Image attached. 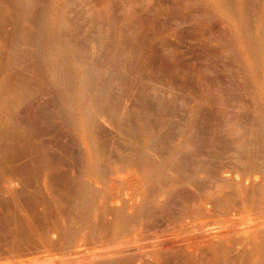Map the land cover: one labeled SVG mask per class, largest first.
I'll use <instances>...</instances> for the list:
<instances>
[{
  "label": "bare ground",
  "instance_id": "1",
  "mask_svg": "<svg viewBox=\"0 0 264 264\" xmlns=\"http://www.w3.org/2000/svg\"><path fill=\"white\" fill-rule=\"evenodd\" d=\"M89 1L91 2V0H88V2ZM213 1L218 11L222 12V14L227 18H233L237 23L240 40L239 42H241L243 49L242 59L250 69V71L252 70V72L248 71L252 73V75L249 74L250 76H248V78L242 80V77H240L242 83V92L240 93L247 94L251 98V101L255 102V105L251 107L252 109H246V103L245 105H243V101L241 100L242 98H240L241 96L238 95L239 92H235L236 88L231 81H223L224 78H222L223 80L219 79L221 77H219L216 81L214 79L210 80V78H207V76L205 77L203 75L206 70H202L205 68L203 66V68L201 69V65L199 64H202L204 60L202 63L195 62L199 66V72L197 73L196 77L193 76V78L191 76V79L193 78L192 80L188 78V73H190L188 72L189 70H187L188 73H186L187 77H185L183 80H180V78L177 79L180 76L182 77L180 73L184 69L183 68L180 70V68L178 67L180 73L177 71L175 75L179 73L178 75L180 76H177L176 80L174 78L175 76H172L173 79L171 78L172 74H170L169 76V78H171L173 82L170 80H165V82L161 81L163 83H159V81H157L156 79H150L151 77L149 78V81H147L148 79L146 78L145 84L142 85V88H140L141 93L145 95L147 94V99H145L144 105H142L143 107H141L142 110L140 111L141 113L143 112V114L139 118L142 124L140 135L141 140H139V142L136 140L138 142H135L136 144L133 142L134 144L132 147H130V144V146L126 148L127 151H124V153L121 154L117 150L119 148V141L115 143L114 141H111L112 143L109 144L111 146L108 147V145H106L105 143L99 142L97 140L98 135L96 134L97 127L106 124L111 125V123L112 126H116V128H118L119 131L122 132V122H120L119 115L120 113L123 114L125 112L127 113L128 111V107L124 106L123 103L121 106L117 105L118 103H114L111 99L112 97L109 96L108 93L110 91V88L108 89V87L110 83L105 82L109 78H107L106 76L107 79L104 81L105 83H99V85H95L93 87V94H91V96L89 97L85 96V91L83 92L84 94L81 92H76L74 108L78 110V112H75H77V114L79 115L77 118V122L79 123L76 124L79 125V130L81 129L82 131L81 133L82 136H84V145L88 148L90 154H87V156H84L83 158L81 157L80 159L72 157L61 159L57 158L56 156L53 158L45 155L38 156L36 159H33L31 162L36 166H40L42 168L41 171L39 170L40 173L37 174L38 176H36L38 178H41V181L47 182V184L44 182L45 184L43 183L42 187H37L36 191L33 194L34 196L30 195V197H34L35 200L32 204L30 202L29 204L25 201V199L22 198V194L24 192L23 189L25 188L24 185H26V181L24 178L25 174L23 175V173H19L20 171H18V173L11 172L10 168L8 171V168L5 171L3 168V170H0V201L4 203L3 219L2 222H0V264H173V260L176 259L174 256L175 254H178L177 259H180L182 264H228L230 261V256L232 254H234V258H239V264H264V75L260 74V70L262 68L264 69V4L261 8V17L263 19L257 20L258 22L253 28L254 32L250 33L248 29L249 27L247 28L248 24L246 26L243 10H238V15H236V13H233L231 6L229 5L230 3L228 4L227 2L229 0ZM127 2L129 1L126 0L124 4ZM87 3H83L84 5L86 4L85 6H83L86 7L84 8L85 12L83 13L86 16L87 14H89L90 16H88L94 20L96 19L95 13L97 12H95V10H93L91 6L87 8ZM158 3L162 2L159 1L157 2V4ZM176 5L177 4H175L174 7ZM185 5L188 4L186 3ZM103 6L104 5L102 4L101 7ZM172 7L173 6H171L170 8ZM160 8L162 7L160 6L157 9ZM176 8H178V5ZM176 8H174V11ZM126 11H128L127 8ZM161 11L164 12L165 10ZM184 11H187L185 13L186 15L189 14L187 9H185ZM176 12L178 11H175L174 13ZM102 13L104 14V12ZM246 13H248V11ZM167 14L170 15L171 13ZM177 14V17H181L179 13ZM185 14H182V16H185L182 17V19L184 20L185 18H187ZM172 15L170 16L172 17ZM132 16L134 17V14L131 16L129 15V18ZM170 16H168L169 20H171ZM175 16L176 15L174 14L173 17ZM103 17L101 18L104 20ZM56 18L58 19V17ZM98 18L99 17H97V19ZM179 20L181 21V19ZM192 20L194 21V19ZM161 22H164L163 19ZM175 22L176 21H174L173 23ZM179 22H177L178 24L176 23L177 26L179 24L180 26H182L183 22L182 25L181 22ZM189 22L191 23L192 21H190L189 19L187 23L189 24ZM205 22L207 23V21ZM58 23L59 25L64 23L63 15L59 17ZM157 23L158 22H156V25ZM167 23H169L168 20ZM170 23H172V21H170ZM158 24L160 25L161 23ZM158 27L159 26L155 28L157 29ZM151 28H154V26ZM176 29L175 32H179L181 30ZM183 29L180 31V33L183 31ZM155 32H158V30ZM174 34L177 36L176 33ZM195 35L193 34V36ZM216 36L214 37L213 35L205 34L202 37L204 40H202L203 43H201H205L206 46H203L201 44L202 46L200 47H205V49H207L206 52H204L206 53L205 55L209 58V60H212L211 57L212 55H214L213 51L210 49V46H212V44L214 43H217V41H221V37L219 36V38H217ZM193 38L195 37H192V39ZM196 38L195 40H199V36L197 39ZM22 39L24 40V38ZM176 39L178 38L176 37ZM171 41L168 42V44L172 43ZM57 42L58 41L55 40L56 44ZM142 42L146 43L145 41ZM160 43L162 45L161 41ZM223 43L227 42L224 41ZM174 47L178 48V46L176 45L173 46V48ZM59 48L61 49V47ZM156 48L160 49L161 47L159 48L158 46ZM166 49H168V47H166ZM228 49L231 50V48ZM233 49L234 48L232 47V50ZM125 51L123 52L125 53ZM163 51L164 50H162L161 52ZM166 51L168 50H165V52L163 53L165 54ZM234 51L237 50L234 49ZM108 53V57L106 55V60L109 61L110 67L112 68V72L110 71L111 77H109L111 78V81H116L120 73L116 72L114 70V67L117 65V63L118 66L122 67L123 61L126 58L124 57V55L122 56L119 53V58L115 59L117 55L115 56L114 52L108 51ZM151 53H153V51ZM153 54L151 56L148 53V56L150 55V57H153ZM156 54H158V52ZM202 55L204 56V54H201V56ZM236 55L238 54L236 53ZM145 56L147 57V59H149L147 55ZM166 56L168 57L167 53ZM133 57L134 56H132V58ZM167 57L164 56L162 58H166L167 61ZM182 57L184 60V56ZM208 58H206V61L204 62L205 64ZM180 60L183 61L182 58ZM147 62H145L146 65ZM168 62L170 63V61ZM187 62H182V65L183 63L184 65L186 63L189 64V61ZM214 62H216V60ZM177 63L173 64L176 66ZM207 64L209 66L210 63ZM91 65L87 63H82V66L80 65L81 68L79 69L78 74L81 79L82 86H84V84L88 80L87 73L91 74L89 73V71L93 73L97 72V70L99 71L98 68L100 67H97L98 65ZM154 65L152 64V66ZM166 65L169 72L171 69H174L170 67L172 65ZM58 66L59 65H57L56 67L58 68ZM168 66L170 67V69H168ZM120 67H118V69ZM229 67L231 68V66ZM165 70L164 72L160 70V74L165 73ZM62 72L64 73V71ZM66 72L67 71H65V74ZM157 74H159V72ZM162 74L159 76H162ZM199 74H202L203 77L199 78ZM98 75L100 76V74ZM66 76L67 75H64V77ZM107 82H110V80ZM187 82H189L188 85H186ZM3 87L5 86L0 85V113L4 112V108L6 106L5 104L8 102V94L4 93ZM80 87L81 86H79V90L82 91ZM72 96H75V94ZM142 97H144V95ZM206 103H209L207 104L208 106L211 104L213 108L212 113H209L206 110ZM257 104L261 106L257 108ZM242 105L245 108H243ZM165 111H167V113L172 116L178 115L181 111L187 114V123L185 122L186 130L184 131L187 132V135L185 136V139L183 138L184 142L179 143L178 141V144H182V147H185L187 149L189 148L190 154L181 156V154H179L178 148H164L166 147V145H164L165 142H163V139H165V137L162 138V141L160 140L158 142V138H155L156 140H154V134L150 132V129V131L147 129L148 127H145L144 120H146V114L149 115L148 113L155 112L158 113V115H162V113H165ZM3 118L4 117H2V119ZM182 118L184 119V117ZM211 119L213 120V123ZM198 120L202 121L201 126L199 124V126L196 124ZM6 121L7 120H5V122ZM159 123L164 124L166 122L160 121L158 122V124ZM110 125H108V127ZM167 126L168 125L166 124V127ZM163 127L164 125L159 126L160 130H158L161 131ZM178 128L179 127H177V129ZM247 134L256 135V140L254 138L253 139L255 140V143L258 144V149L255 150L254 154L251 153L252 155L248 154V152L245 151L244 148L246 145L245 137ZM181 135L183 134L181 133ZM168 137L169 136H167L166 138ZM213 143L219 145L218 149L220 150L218 152L217 150H215V148L209 149L208 152L206 151V154L201 151V149H203V146L209 148L211 147L210 144ZM251 143H249L248 146ZM164 149H167V151ZM111 150L114 151V153H111ZM180 151L182 150L180 149ZM219 152H221V154ZM250 152H253V148ZM11 162L8 163L11 164ZM28 164L30 163L28 162ZM5 165L6 164H4V167H6ZM11 165L13 166L15 164L13 163ZM56 175L66 176L64 178L66 183L62 180L59 181L60 183L56 182L54 180V177ZM27 180L29 179L27 178ZM33 186H36V183ZM177 187H185L186 189H188L187 192H189V199L191 200V204L189 205L188 202V208L182 211V214L181 212L179 213L181 215L177 216L178 219H176L177 222H175V225L169 227L170 230L172 229L171 232H168L167 235H162L158 231L162 236H157L158 233L148 230L156 223L152 220V216H150V209L152 207L153 201L155 200V198H157V196L166 197L168 193H172L173 189L175 188L176 193L178 191ZM185 193L186 192L184 191L183 195ZM23 195L25 197V194ZM163 202L166 201L163 200ZM157 207L153 206V208ZM151 229L154 228L152 227ZM167 229L168 228H166V230ZM149 232L153 234L155 233L156 236L155 234L154 236L151 235V233ZM198 256H200L199 260L197 259ZM248 258H252V260L250 259L249 261ZM231 260L233 262V258ZM235 260L236 259H234V261ZM236 263L238 264V262Z\"/></svg>",
  "mask_w": 264,
  "mask_h": 264
},
{
  "label": "rangeland",
  "instance_id": "2",
  "mask_svg": "<svg viewBox=\"0 0 264 264\" xmlns=\"http://www.w3.org/2000/svg\"><path fill=\"white\" fill-rule=\"evenodd\" d=\"M0 1H1L0 2V5H1L0 6V64H1L0 65V85L5 86V87H3L4 93H6L10 96L9 97L7 95V101L8 102L5 104L6 105L5 106L6 109L4 108L5 113L2 112L3 116H2V113H0V115H1L0 117L2 120V121L0 120L1 121L0 122V170L4 169V171H5L8 168L7 169V171H8L10 168L11 172H15V173L17 172L18 173V171H20L19 173H21V174L23 173V175L25 174L24 178L26 181L25 182L26 185H24L25 188L23 189V191L25 192V193L23 192V194H25V197L22 194V198L25 199V201L28 203L29 202L31 204L34 203L35 200H34V197H32V196H34L33 195L34 192L36 191L37 187H39V186L42 187L43 186L42 184L45 182V181H41V178L37 177L38 176L37 174L40 173L42 168L40 166H36L35 164H33L31 162L33 159H36L38 156H44V155L50 156L53 158L56 156L57 158H61V159H67L68 157L80 159L81 157L83 158L84 156H87V154L88 155L90 154V151H88V148L84 145V136H82V133H81L82 131H81V129L79 130L80 127H79V125H77L79 123V122H77L78 121L77 118L79 115L77 114L78 110H76V108H74L75 107L74 101L76 98V92L83 93L85 91V96L89 97V96H91V94H93V91H94L93 87L95 85H99V83L101 84V83H105V82L110 83V85L108 87V89L110 88V91L108 93L109 96L112 97L111 99L113 100L114 103H118L117 105L121 106L123 103L124 106L128 107V111H127V113L126 112L123 114L120 113V115H119L120 122H122L121 123L122 124L121 125L122 132H120L119 129L116 128V126H114V125H113L114 126V128H113L112 123H111V125L110 124L101 125V126L97 127V129H96V134L98 135L97 140L99 142L105 143L106 145H108V147L111 146V145H109L112 143L111 141H114V143L119 141L120 142V143L118 142L119 148L117 150L121 154H123L124 151H127L126 148L128 146H130V144H131L130 147H132L135 142H137V141L139 142V140H141L140 135H141V130H142L141 129L142 124H141L139 118L143 114V112L141 113L140 111L142 110L141 107H143L142 105H144L145 99H147V94L145 95V94L141 93L140 88H142V85L145 84L146 78L148 79L147 81H149V78L151 77L150 79H153V80L156 79L160 83L161 81L165 82V80L166 81H169V80L172 81V79H173L172 76H175L174 78L176 80L177 76L182 75V77L180 76L177 79L180 78V80H183L185 77H187L186 73L190 72V73H188V78H190V80H192L194 77H196L197 73L199 72V69H198L199 66L195 62L202 63L203 60L205 62L206 58H208L205 55L206 54L205 52L207 49H205V47L204 48L200 47L202 45L206 46L205 43L202 44L203 43L202 40H204L202 37L205 34L206 35L210 34V35H213L214 37L217 35L216 36L217 38H219V36H220L221 41H217V43H214V44H212V46H210V49L213 51V54H214L211 57L212 60H209V58H208L206 64L204 62H203L204 64L203 63L199 64V65H201V69L204 66L205 69H202V70H204V71L206 70L205 71L206 74L203 73V75L205 77L207 76V78H210V80L214 79L216 81V80H218L219 77H221L219 79L223 80L222 78H224L223 81H227V80L231 81L234 84V87L236 88L235 92L236 91L239 92L238 95L241 96L240 98H242L241 100L243 101L242 102L243 105H245V103H246V105H247V106L245 105L246 109L247 108L252 109L251 107H253L255 105V102H252L251 98L247 94L240 93V92H242V90H241L242 89L241 88V84H242L241 79L244 80L245 78H248V76L252 75V73H250V72H252V70L250 71V69L247 67V65L244 63V61L242 59L243 49H242L241 42H239L240 40H239L237 23L235 22V20L233 18L232 19L227 18L222 14V12L218 11V9L215 7L213 0H183V1L182 0H178V1L177 0L176 1H174V0H172V1L171 0H145V1L144 0H138V1L137 0L136 1L135 0H132V1L127 0L129 2H127L125 4H124V2H126V0L125 1H123V0H99V1L91 0V2L90 1L88 2V0L87 1L79 0V2H78V0H0ZM81 1H82V3H81ZM117 1H118V4H117ZM159 1L162 3L157 4V2H159ZM100 2H101V5H100ZM132 2L134 3V5ZM227 2H228V4L230 3L229 5L231 6V9H232L234 14L236 13V15H238V12L240 10L241 11L243 10V13L245 16V21H246V26L248 24L247 28L249 27L248 29H249L250 33L251 32L253 33L254 32L253 28H254L255 24L258 22L257 20L263 19L261 17V10H262L261 8H262V5L264 4L263 3L264 0H229ZM249 2H251V3H249ZM83 3H87V8L91 6L93 8V10H95V12L98 13L99 16L97 15V13H95L96 19H94V20L89 17L90 16L89 14H87V16H86L83 13V12H85L84 8H86L83 6H85L86 4L84 5ZM163 3H164V5H163ZM174 3L178 5L179 9L176 8L177 5L174 7V5H175ZM186 3L188 5H185ZM26 4H28V5H26ZM102 4L105 7L104 6L101 7ZM153 4H155V5H153ZM159 4L162 7L160 9L165 10L164 12L161 11L160 9H157L160 7ZM171 6L178 9V10L175 9V11H178V12L174 13L175 12L174 8L173 7L170 8ZM179 6H181V7H179ZM100 7L102 9L104 8L105 10L104 9L102 10ZM128 7H130V8H128ZM24 8H25V10H24ZM126 8L128 9V11H126ZM97 9L100 12H98ZM168 9H170V10H168ZM185 9L188 10L189 14H187V15L185 14L187 12V11H184ZM245 10H247L248 13H246L247 11H245ZM168 11H170V12H168ZM62 12H63V14H62ZM102 12H104V14ZM180 12L183 15L185 14L187 18L190 17L189 19H190V21H192L191 22L192 24L190 22H189V24L187 23L189 19L185 18V20H187V21L182 19V17H185V16H182V14ZM167 13H169V14L171 13L170 15L175 14L176 16L173 17V15H172V17H171ZM177 13H179L181 17H177V15H178ZM133 14H134V17L132 16L129 18V15L131 16ZM135 14H136V16H135ZM190 14H192V15H190ZM258 14H259V16H258ZM61 15L64 16V23L59 25L58 19ZM166 15L170 16L171 20H169V17ZM56 17H58V19ZM97 17H99L98 18L99 20L97 19ZM101 17H103L104 20ZM194 17H197V18H194ZM246 17H248V18H246ZM157 19H158V21H157ZM162 19L164 22H161ZM179 19H181V21ZM192 19H194V21ZM247 19H248V21H247ZM167 20L169 23H167ZM177 20H179L181 22V25L183 22V25H182L183 27L180 26V24L177 26V24H178L177 22H179ZM170 21H172V23H170ZM174 21H176V22L173 23ZM205 21H207V23ZM156 22L161 23V24L159 25L157 23V25H156ZM142 23H144V24H142ZM154 23H155V25H154ZM25 25H27V26H25ZM119 26H120V29H119ZM153 26H154V28H151ZM157 26H159V27L156 29L155 27H157ZM163 26H165L166 28ZM56 27H58V28H56ZM190 27H191V31H190ZM195 27H196V29H195ZM183 28L187 29L188 32H187V30H185ZM175 29L176 30H180V29L182 30L183 29V31L180 33V31H181L180 30L179 32L177 31L178 32L177 33V32H175ZM63 30H64V32H63ZM157 30H158V32H155ZM173 30H174V32H173ZM58 31H59V33H58ZM24 32H25V34H24ZM60 32H61V34H60ZM96 33H97V36H96ZM174 33H176L177 36ZM193 34L194 35L196 34L197 38L199 36V40L196 38V35L193 36ZM53 35H55V36H53ZM170 35H171V37H170ZM180 35H181V37H180ZM118 36H120V37H118ZM141 37H143V38H141ZM176 37L178 39H176ZM182 37H184V38H182ZM192 37H195L197 40H195V38L192 39ZM22 38H24V40ZM117 39H119V40H117ZM121 39H123V40H121ZM185 39L188 41H186ZM55 40L58 41L57 44L55 43ZM171 40H174L177 43L174 41H171ZM182 40H184V41H182ZM123 41H124V43H123ZM142 41H145L146 43H143ZM160 41L162 42L163 46L161 45ZM170 41L172 43L168 44V42H170ZM224 41L227 43H223ZM59 43H61V44H59ZM132 43H133V45H132ZM178 43H179V45H178ZM151 44H152V46H151ZM164 44H166V45H164ZM224 44H227V45H224ZM54 45H58V46H54ZM168 45H173V46L176 45V46H178V48L179 47L180 48L179 49L177 47L173 48V46H168ZM229 45H230V47H229ZM158 46H159V48L161 47L163 49L156 48ZM164 46L168 47V49H166V47H164ZM57 47L59 50L57 49ZM59 47H61V49ZM232 47L237 51H234V49L232 50ZM228 48H231V50H229ZM114 50H116V51H114ZM149 50L150 51L152 50L153 53H155V54L151 53L152 51L150 52ZM162 50H164L163 52H165V50H168V51H166L168 57L166 56V53L164 54L163 52H161ZM108 51L114 52L115 56L116 55L118 56V54L120 53L122 56L124 55V57L126 58L125 59L126 61L125 60H124L125 62L123 61L122 67L118 66V63L116 65L117 67L116 66L114 67V70L116 72L120 73L119 77H117V80H116V81L120 80L118 82H116L115 80L111 81V78H110L111 77L110 71L112 72V70H111L112 68L110 67L109 61L106 60V55L108 57V54H109ZM123 51H125V53L126 52L127 53L125 54ZM128 51H129V53H128ZM157 52L159 55L156 54ZM183 52H184V54H183ZM238 52H240V53H238ZM82 53H84V54H82ZM148 53L151 56H152V54L154 56L156 55L155 56L156 59L154 58V56L153 57H150V55L148 56ZM236 53L238 55H236ZM72 54H73V56H72ZM201 54H204L205 57L203 55L201 56ZM94 55H95V57H94ZM145 55H147L149 59H147V57ZM117 56L115 57V59L119 58V56L118 57ZM132 56H134V57L132 58ZM164 56L168 58L167 61H166V58H164V59L162 58ZM182 56H184V60H183ZM199 56L202 58H200ZM128 57H130L131 59ZM142 58H143V60H142ZM181 58L183 61L180 60ZM198 58H200V59H198ZM92 59H93V61H92ZM149 60L151 61V63ZM156 60H157V62H156ZM215 60H216V62H214ZM76 61H78V62H76ZM147 61H149V62H147ZM168 61H170V63ZM171 61H172V64L173 63L176 64L177 62L178 63L175 66L174 64L173 65L171 64ZM179 61H181V62H179ZM185 61L186 62L189 61V64H187L188 63L187 62L185 65H184V63L182 65V62H185ZM236 61H238V62H236ZM61 62H63V63H61ZM107 62H108V65H107ZM145 62H147V65ZM82 63H87L89 65L92 64L91 66H93V65L97 66L98 65L97 67H100V68L102 67L101 70H100V68H98L99 71L97 70V72L93 73V72L89 71V73H91V74L87 73L88 80L84 84V86L81 85V79H80L79 74H78L79 69L82 66ZM163 63H164V65H163ZM165 63L172 65L170 67L174 68V69L173 70L171 69L172 71L170 70V72H169V70H167V65ZM179 63L182 65V67ZM207 63H210L211 65L209 64V66H208ZM214 63H215V66H214ZM242 63H244V64H242ZM149 64L151 67L149 66ZM152 64L153 65L155 64V65L152 66ZM57 65H59L58 68H60V69H58L56 67ZM228 65L231 66V68ZM157 66L160 68H158ZM187 66H190V67H187ZM235 66H236V68H235ZM118 67H120L121 69L120 68L118 69ZM170 67L168 66V69H170ZM178 67L180 68V70L184 68L181 71V73L179 72L180 70ZM193 67H194V69H193ZM222 68H223V70H222ZM228 68H229V70H228ZM159 69L162 72H164V70L166 69L165 73H163V74L167 75V76H164L162 73H161L162 76H159V75H161L160 74L161 71ZM156 70H157V72H156ZM187 70H189V71L187 72ZM62 71H64V73ZM65 71H67L66 74H65ZM177 71L180 73V75H178L179 73L177 75H175V73H177ZM246 71H247V74H246ZM248 71H250V72H248ZM260 71H259L260 74L264 75V69L262 68ZM61 72H62V74H61ZM158 72H159V74H157ZM184 73H185V75H184ZM238 73L242 76H240ZM76 74H77V76H76ZM98 74H100V76ZM138 74H139V76H138ZM170 74H172L171 75L172 79L169 78ZM64 75H67V76L64 77ZM203 75L199 74L198 76L200 78V77H203ZM106 76L109 79H107ZM191 76L192 77L194 76V77L191 79ZM244 76H246V77H244ZM77 77H78V79H77ZM159 77H161V78H159ZM240 77H242V78L240 79ZM139 78H141V79H139ZM98 79H100V80H98ZM106 79H107V81L110 80V82L105 81ZM78 80H79V83H78ZM5 81H6V83H5ZM99 81H103V82H99ZM188 81H189V79H188ZM2 82H4L5 84ZM161 83H163V82H161ZM188 83L189 82H187L186 85H188ZM79 86L82 87V88L80 87V89L82 91L79 90ZM213 91H215V90H213ZM7 92H9V93H7ZM15 93H16V95H15ZM74 94H75V96H72ZM126 95H128V96H126ZM143 95H144V97L145 96L146 97L145 98L142 97ZM244 95H246V96H244ZM8 97L10 99V102H9ZM114 97H116V98H114ZM139 98L141 99V101L142 100L143 101L141 102ZM119 101L120 102L122 101V102L120 103ZM58 102L59 103L61 102L60 103L61 105ZM141 103H143V104H141ZM207 104H209V103L205 104L206 110L209 113H212L213 108H212L211 104L209 106ZM243 105H242V107H243ZM260 106L257 104V108ZM245 107H243V108H245ZM75 111H77V112H75ZM73 112H74V114H73ZM152 113L150 112V113H148L149 115H147V114L145 115L146 120H144V122H145L144 124H145V127L146 128L148 127L147 129L148 130L150 129L151 131L150 130L149 131L154 134V136H153L154 140H156L158 138L157 141L159 142L160 140L162 141V138L165 137V139H163V142H165L164 145H166V147H164V148H168V147L178 148L179 154H181V156H186V155L190 154L189 148L187 149L185 147H182V144H178V141H179V143L184 142L185 136L187 135L186 134L187 132H184L186 130L185 126L187 123V117H188L187 114L184 113L183 111H181L178 115H174V116L169 115V113H167V111H165V113H162V115L161 114L158 115V113H155V112L153 114ZM2 117H4V118L2 119ZM182 117H184V119ZM128 118H130V119H128ZM3 120H4V122H3ZM5 120H7V121L5 122ZM207 120H209V119H207ZM160 121H163L166 123H164V124L159 123L158 124V122H160ZM127 122H129V123H127ZM182 122H184V123H182ZM212 123H213V120H212ZM166 124L168 125L167 127H166ZM171 124L174 127H172ZM196 124L197 125L199 124L201 126L202 121L198 120L196 122ZM108 125H110L112 128L110 126L108 127ZM163 125H164V127L161 129V131H159L160 130L159 126H163ZM181 125H182V127H181ZM177 127H179V128L177 129ZM166 128H168V129H166ZM172 128H173V130H172ZM113 129H115V130H113ZM179 129H182V130H179ZM164 130H165V132H164ZM174 130H175V132H174ZM136 131H137V133H136ZM134 132H135V134H134ZM162 133L163 134L166 133V134L163 135ZM181 133L184 136L181 135ZM250 135L251 134H249V135L247 134L245 137L246 138L245 139L246 145L244 148H245V151L248 152V154L252 155V154H254L255 150L258 149V144L255 143L256 135L255 134H252L251 136ZM167 136H169V137L166 138ZM180 139H181V141H180ZM251 140H252V143H251ZM125 141H126V143H125ZM249 143L252 144V145L250 144L251 146L249 145L251 150L249 149V146H248ZM210 145H211V147H209V148L203 146L202 147L203 149H201V151L206 154L209 149L215 148V150H217V152L220 150V149H218L219 145H217L215 143L210 144ZM252 148H253V152H250V151H252ZM254 148H256V149H254ZM180 149L182 151H180ZM164 150L167 151V149H164ZM121 151H123V152H121ZM110 152L114 153V151H112V150ZM219 153L221 154V152H219ZM205 154H203V155H205ZM220 154H218V155H220ZM3 157L4 158L6 157V158L4 159ZM11 161L15 164V165H13L14 167L11 165V164H13ZM8 162H11V164ZM28 162L31 165L28 164ZM4 164H6L5 165L6 167H4ZM9 164L11 167L9 166ZM31 168H32V170H31ZM34 172H35V174H34ZM30 173H32L34 175H32ZM64 175H66V174H64ZM64 175L63 176L62 175H56L57 177L55 176L54 180L56 182H59L60 180L65 182L64 178L66 176H64ZM27 178L29 180H27ZM27 181H28V183H27ZM35 183H36V186H33V185H35ZM45 183L47 184V182H45ZM27 185H28V188H27ZM177 190H178L176 192L177 194L175 193V191H176V188H175V189H173L172 193H168V195L166 197L157 196V198H155V200L153 201L152 207L150 209L151 210L150 216H152L151 217L152 220L154 222H156L152 226L155 230L151 229L152 227L148 230L158 233L157 236H160L161 234L167 235L168 232H171L172 229L170 230L169 227L175 225V222H177L176 219H178L177 216H180L183 213L182 211L186 210V208H188V206L191 204V202H190L191 200L189 199V192H187L188 189H186L185 187H183V188L177 187ZM183 190L186 192L184 195H183V193H184ZM26 191H28V192H26ZM26 193H27V195H26ZM180 194H181V196H180ZM30 195H32V196L30 197ZM27 196H29V197H27ZM178 198H180V199H178ZM167 199H168V201H167ZM163 200H165L166 202H163ZM159 203H162V204H159ZM156 205L157 206L160 205V206L157 207ZM153 206L157 207V208H153ZM1 210H2V213H1ZM3 211H4V203L2 201H0V213H1L0 214V222H2V219H3ZM180 212H181V214H179ZM151 213H152V215H151ZM157 221L158 222L160 221V222L158 223ZM166 228H168L167 229L168 231L166 230ZM158 231L161 234H159ZM149 233H151V232H149ZM154 234L151 233V235H153V236H154ZM155 236H156V234H155ZM177 255L178 254L174 255L176 258L175 259L176 261L173 260V264H175V263L182 264L181 260L177 259ZM233 256H234V254H232L230 256V259H229L231 261V264H237L236 262H238V264H239L240 263L239 258H237V257L234 258L235 256L234 257ZM232 258H233V262L231 260ZM197 259L199 260L200 256H198ZM234 259H236V260L234 261ZM250 259L252 260V258H248L249 261H250ZM230 261L228 264H230Z\"/></svg>",
  "mask_w": 264,
  "mask_h": 264
}]
</instances>
